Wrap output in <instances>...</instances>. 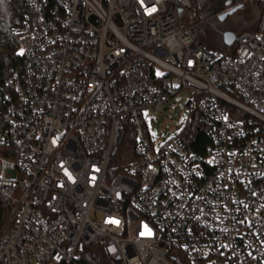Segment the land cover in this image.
<instances>
[{
    "label": "built area",
    "instance_id": "1",
    "mask_svg": "<svg viewBox=\"0 0 264 264\" xmlns=\"http://www.w3.org/2000/svg\"><path fill=\"white\" fill-rule=\"evenodd\" d=\"M7 1L25 11L0 82V264H78L96 245L114 264H264V0L214 51L195 25L212 0ZM222 1L216 17L239 5ZM181 94V133L153 140L146 114Z\"/></svg>",
    "mask_w": 264,
    "mask_h": 264
},
{
    "label": "rangeland",
    "instance_id": "2",
    "mask_svg": "<svg viewBox=\"0 0 264 264\" xmlns=\"http://www.w3.org/2000/svg\"><path fill=\"white\" fill-rule=\"evenodd\" d=\"M218 4L224 6V1H210L199 11L196 22L193 17L198 30V41L212 51L223 49L218 33L229 30L236 34L240 30L254 29L261 14V7L256 0H246L243 9L235 12L224 22L218 21L219 23H216L213 18V11ZM186 100L185 94H181L172 98L169 104L159 111H150L148 116L146 114L147 127L153 140L164 142L181 133L182 125L188 116V108L185 106ZM174 103H176L175 108L172 106Z\"/></svg>",
    "mask_w": 264,
    "mask_h": 264
},
{
    "label": "trees",
    "instance_id": "3",
    "mask_svg": "<svg viewBox=\"0 0 264 264\" xmlns=\"http://www.w3.org/2000/svg\"><path fill=\"white\" fill-rule=\"evenodd\" d=\"M245 1L246 0H234V3H240L239 5H241V9H243ZM256 1L262 10V2L260 0ZM214 8L213 18L216 23H219L216 15L224 8V6L218 4ZM24 11L25 8L21 2L0 0V82L6 76L8 69L16 62L18 39L13 34V30L18 25ZM254 29H247V31H252ZM223 32H225V30ZM223 32L218 33L219 40L221 39ZM222 47L224 48L223 44ZM183 139L191 151L201 155L204 154L206 145L208 144V138L204 130L196 129L195 123H191L187 127ZM132 143V137L129 135L126 136L123 144L117 148L114 155V161L120 166L125 165L130 157H132L130 154L132 152ZM6 215L7 205L0 199V226L3 224ZM79 256L78 264H114L106 257L100 245L80 250Z\"/></svg>",
    "mask_w": 264,
    "mask_h": 264
},
{
    "label": "water",
    "instance_id": "4",
    "mask_svg": "<svg viewBox=\"0 0 264 264\" xmlns=\"http://www.w3.org/2000/svg\"><path fill=\"white\" fill-rule=\"evenodd\" d=\"M232 5L231 1H226L225 2V7L228 8ZM239 9H241V5L235 6L232 9H229L228 11L224 12L223 14L219 15L217 17V20L219 22H223L227 17H230L231 15H233L235 12H237ZM235 39V35L233 32L231 31H225L222 33L221 36V41L222 44L225 46H231L234 42Z\"/></svg>",
    "mask_w": 264,
    "mask_h": 264
},
{
    "label": "clouds",
    "instance_id": "5",
    "mask_svg": "<svg viewBox=\"0 0 264 264\" xmlns=\"http://www.w3.org/2000/svg\"><path fill=\"white\" fill-rule=\"evenodd\" d=\"M142 2H143V0H142ZM144 11H145V14H146V15H149V16H150V15H152L153 13H155V12L157 11V8H156L155 6H153V7H151V8L145 7V8H144ZM64 171H65V174H66L67 177H68V180L74 182L72 175H71L70 173L67 172V169H65Z\"/></svg>",
    "mask_w": 264,
    "mask_h": 264
},
{
    "label": "snow or ice",
    "instance_id": "6",
    "mask_svg": "<svg viewBox=\"0 0 264 264\" xmlns=\"http://www.w3.org/2000/svg\"><path fill=\"white\" fill-rule=\"evenodd\" d=\"M141 3L143 4V2H142V0H141ZM151 8V7H150ZM22 54V53H21ZM112 223H118V221H115V220H113V221H111ZM149 235L151 234L150 232L148 233ZM141 235H143V233H141Z\"/></svg>",
    "mask_w": 264,
    "mask_h": 264
},
{
    "label": "flooded vegetation",
    "instance_id": "7",
    "mask_svg": "<svg viewBox=\"0 0 264 264\" xmlns=\"http://www.w3.org/2000/svg\"><path fill=\"white\" fill-rule=\"evenodd\" d=\"M227 18H228V17H227ZM227 18H226V19H227ZM226 19H225V20H226ZM225 20H224V21H225ZM224 21H223V22H224ZM225 31H229V30H225Z\"/></svg>",
    "mask_w": 264,
    "mask_h": 264
}]
</instances>
